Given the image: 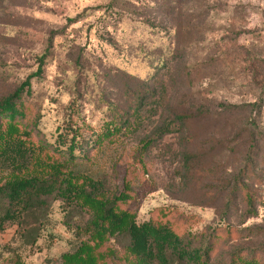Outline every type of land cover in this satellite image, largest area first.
Returning a JSON list of instances; mask_svg holds the SVG:
<instances>
[{
	"label": "rangeland",
	"instance_id": "obj_1",
	"mask_svg": "<svg viewBox=\"0 0 264 264\" xmlns=\"http://www.w3.org/2000/svg\"><path fill=\"white\" fill-rule=\"evenodd\" d=\"M157 57L168 62L151 73ZM29 76L48 142L69 118L95 138L125 117L99 137L88 171L111 193L128 186L122 207L137 223L155 210L190 217L186 230L219 233L214 264L235 254L264 264V0H0V96ZM240 185L256 195L252 215ZM85 238L55 201L26 241L13 226L0 233V264H62Z\"/></svg>",
	"mask_w": 264,
	"mask_h": 264
},
{
	"label": "trees",
	"instance_id": "obj_2",
	"mask_svg": "<svg viewBox=\"0 0 264 264\" xmlns=\"http://www.w3.org/2000/svg\"><path fill=\"white\" fill-rule=\"evenodd\" d=\"M167 62L165 58H155L149 66L151 73ZM39 73L40 70L35 74ZM30 79L27 77L12 92L0 96V233L13 226L26 241L41 229L50 205L60 201L66 225L76 235L86 236L73 251L61 255L62 264H109L120 258L134 264H214L213 257L221 243L215 229L194 234L186 230L188 221L192 222L190 217L175 215L170 220H159L160 210L151 213L147 221L137 223L135 213L122 207L130 198L128 186L111 193L105 179L95 178L88 171L99 137L115 134L123 127L125 117H113L112 125L108 123L107 129L95 138L94 132L82 135L81 124L69 118L56 128L54 142H48L37 129L38 113L31 115L29 111ZM143 98L142 93L136 95L133 112L139 110ZM174 119L180 129L187 127L186 116L174 114ZM164 131L155 133L156 137ZM186 160L188 164L190 155ZM239 187L247 212L252 215L256 195L246 185ZM83 213L89 215L88 219L74 225L75 217ZM256 259L235 254L223 264H252L259 261Z\"/></svg>",
	"mask_w": 264,
	"mask_h": 264
}]
</instances>
